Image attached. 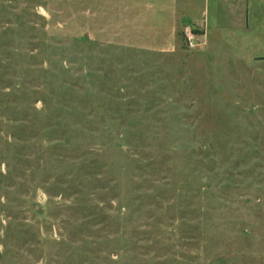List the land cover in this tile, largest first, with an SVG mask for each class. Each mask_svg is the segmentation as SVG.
Wrapping results in <instances>:
<instances>
[{
	"label": "rangeland",
	"instance_id": "obj_1",
	"mask_svg": "<svg viewBox=\"0 0 264 264\" xmlns=\"http://www.w3.org/2000/svg\"><path fill=\"white\" fill-rule=\"evenodd\" d=\"M0 264H264V0H0Z\"/></svg>",
	"mask_w": 264,
	"mask_h": 264
},
{
	"label": "crops",
	"instance_id": "obj_2",
	"mask_svg": "<svg viewBox=\"0 0 264 264\" xmlns=\"http://www.w3.org/2000/svg\"><path fill=\"white\" fill-rule=\"evenodd\" d=\"M247 1H245V3H246ZM258 36V33L257 32H254L253 31V34H252V41L254 42L255 41V38ZM260 44V43H259Z\"/></svg>",
	"mask_w": 264,
	"mask_h": 264
}]
</instances>
